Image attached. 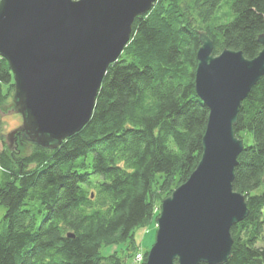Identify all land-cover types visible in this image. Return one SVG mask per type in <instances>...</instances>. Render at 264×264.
Returning <instances> with one entry per match:
<instances>
[{
  "label": "trees",
  "instance_id": "16d2710c",
  "mask_svg": "<svg viewBox=\"0 0 264 264\" xmlns=\"http://www.w3.org/2000/svg\"><path fill=\"white\" fill-rule=\"evenodd\" d=\"M200 31L214 55L231 49L253 59L264 0H157L135 18L89 122L56 148L25 132L7 144L0 118V264H127L139 253L136 229L158 217L203 153L210 110L195 88ZM13 93L0 58V115ZM235 133L245 148L233 187L250 213L232 227L224 264H264V77L243 101ZM103 246L115 249L104 256Z\"/></svg>",
  "mask_w": 264,
  "mask_h": 264
},
{
  "label": "water",
  "instance_id": "95a60500",
  "mask_svg": "<svg viewBox=\"0 0 264 264\" xmlns=\"http://www.w3.org/2000/svg\"><path fill=\"white\" fill-rule=\"evenodd\" d=\"M157 0H0V57L14 77L11 112L25 132L56 148L92 117L109 66L131 39L136 17ZM195 88L210 114L203 153L188 180L166 197L156 218V240L146 264H224L231 229L248 217L245 194L234 190L244 140L235 133L243 101L264 77L262 50L253 59L199 32Z\"/></svg>",
  "mask_w": 264,
  "mask_h": 264
},
{
  "label": "rangeland",
  "instance_id": "374dc122",
  "mask_svg": "<svg viewBox=\"0 0 264 264\" xmlns=\"http://www.w3.org/2000/svg\"><path fill=\"white\" fill-rule=\"evenodd\" d=\"M10 110L8 113H2L0 115L1 118V130L4 132L7 144H10V141L7 139V136L12 130L17 129L22 125L23 119L21 114L11 112ZM13 145H15L13 143ZM5 213L4 206H0V223L3 219ZM156 233H157V222L156 219L151 222L146 227H141L136 229L135 237L140 246L139 253H143L144 251L150 249L156 240ZM115 248L112 246H103L101 249V253L106 256L114 251ZM147 262V261H146ZM127 264H142L141 261L136 259V256H131L127 259Z\"/></svg>",
  "mask_w": 264,
  "mask_h": 264
},
{
  "label": "built area",
  "instance_id": "2783aa9c",
  "mask_svg": "<svg viewBox=\"0 0 264 264\" xmlns=\"http://www.w3.org/2000/svg\"><path fill=\"white\" fill-rule=\"evenodd\" d=\"M136 259H137L138 261L143 262V260H144V254H143V253H138V254L136 255Z\"/></svg>",
  "mask_w": 264,
  "mask_h": 264
}]
</instances>
